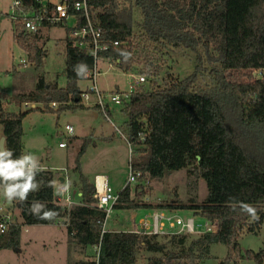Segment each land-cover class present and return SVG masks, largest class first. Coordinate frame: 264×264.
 Listing matches in <instances>:
<instances>
[{"label": "trees", "instance_id": "obj_1", "mask_svg": "<svg viewBox=\"0 0 264 264\" xmlns=\"http://www.w3.org/2000/svg\"><path fill=\"white\" fill-rule=\"evenodd\" d=\"M87 1L96 14L98 26L104 29L103 38L125 44L100 53V58L111 60L125 73L140 67L139 75L147 76L148 80L156 76L148 69L150 62L144 57L149 47L187 50L196 55L192 76L177 79L164 88L154 87L149 81L152 87H139L121 110L128 118L126 137L135 148L130 168L141 174L139 180L148 176L162 180L167 174L188 169L191 175L206 181V201L179 206L151 205L133 198L131 187L127 186L119 192L115 210H190L209 221H218L219 231L192 241L184 235L170 237L169 243L182 249L174 254L166 252L167 246L158 241L159 237L109 231L102 234L106 214L95 206L94 184L84 176L81 167L91 143L85 139L74 168V172L79 173L82 203L69 211L57 201L52 170L29 171L17 163L23 176L9 180L0 176V186L23 183L29 175L33 177L34 186L39 185L26 200H13L14 207L21 210L22 223H13L8 232L0 236V252L19 248L25 226L64 221L71 242L83 251L101 243L100 264H137L142 249L164 255L151 259L149 264H170L181 259L199 264L207 259L213 244L228 247L229 254L223 264L230 263L231 256L241 251L238 233L246 225L251 233L264 229V82H252L249 77L250 70L264 68V0ZM25 4L28 9L32 5L37 8L36 0H27ZM134 9L141 14L138 24ZM4 16L0 13V43ZM77 17L81 28L85 20L80 14ZM21 29V25H15L17 44L29 54L36 67H41L44 54L39 47L40 31L28 36L20 32ZM69 33L68 29L67 87H47L41 79L36 92L21 95L20 103L44 104L45 108L40 109L43 112H54L50 107L53 103L60 106L58 112L61 113L87 109L76 105L81 93L78 83L84 80L86 71L94 69L95 60L70 39ZM211 49L217 55L216 65L207 69L204 62H212ZM204 56L210 59L205 60ZM206 76L211 85L207 90H199L197 85ZM69 102L74 104L66 105ZM37 110L34 108L26 114L8 113L0 103V125L4 129L6 149L13 153L11 157L1 158L4 162L15 163L25 155L23 119ZM142 138L144 142L139 143ZM144 187L138 186L137 198H143ZM37 201L45 206L43 209L38 205V211L50 210L55 213L54 217L41 219L32 214L30 207ZM242 204L255 208L259 218L253 219ZM252 254L258 263L264 264V249ZM73 264L94 263L80 260Z\"/></svg>", "mask_w": 264, "mask_h": 264}, {"label": "rangeland", "instance_id": "obj_2", "mask_svg": "<svg viewBox=\"0 0 264 264\" xmlns=\"http://www.w3.org/2000/svg\"><path fill=\"white\" fill-rule=\"evenodd\" d=\"M10 3V0H0L1 12L5 15L1 23L0 103L8 113L26 114L34 108L39 109L27 114L23 119L25 155L36 158L24 162L23 165L27 166L28 163H32L52 170L55 173L56 198L58 197V177H68L74 195L80 191L79 173L74 172L76 159L84 140L89 139L91 140L90 146L81 160L84 176L91 183L94 182L96 175L107 176L113 191L121 192L130 172L129 145L125 140L128 118L122 113V108L113 106L109 120L102 113L91 108L67 110L61 113L58 112L59 105L56 108L50 105L54 112H43L40 109L45 108L44 104L29 103L26 107L25 103H20L19 100L21 95L36 92L41 79L47 87H67L66 38L69 27H74L76 23L75 19H69L68 28L46 27L40 30L39 47L44 58L42 66L36 67L29 54L16 42L18 31L15 32V23L7 15ZM134 15L136 24L140 23L141 14L137 9H134ZM210 54L213 57L212 62H204L207 69L216 65L217 55L213 49L210 50ZM144 57L150 62L148 69L156 75L152 80H148L146 76V87H152L150 86L152 81L154 87L164 88L177 79L189 78L196 69V55L187 50L149 47ZM204 57L205 60L210 59V57ZM98 71L100 76L97 82L102 93L127 92L130 85L134 83L130 74L123 72L114 62H99ZM139 71L140 67L132 73L139 74ZM90 84V80H82L78 83V87L84 91ZM209 85L211 82L206 76L197 87L199 90H207ZM67 126L74 128L73 135L67 133ZM3 133V126L0 125V141ZM61 143L66 144V148H60ZM36 168L42 167L36 166ZM139 185L145 186L142 199L136 197ZM130 187L133 198L139 202L148 201L151 205L179 206L188 205L192 201L202 204L208 197L206 181L191 175L188 169L167 174L162 180L151 179L148 176ZM13 205V200L8 201L0 194L1 213ZM133 213L134 211L130 210H114L106 223V231L126 232L130 230ZM140 213L144 215V211ZM178 214L182 217H195L198 225H204L207 222L206 218L190 210H178ZM12 218L14 223L18 221L15 214ZM57 223L63 222L58 221ZM199 231L202 232V230ZM189 237L190 241L200 238L198 236ZM237 237L241 251L234 253L228 264H257L258 260H255L252 253L256 254L264 249V229L251 233L246 225ZM169 240L170 237L158 238V241L167 246L168 254L179 253L182 249L171 245ZM228 254L227 246L213 244L209 247L207 259L198 263L223 264ZM94 257L93 248L88 247L83 251L71 242L65 227H58L54 224L35 225L22 228L19 248L0 252V264H73L80 260L92 261ZM162 257H164L163 254L142 249L138 254L137 264H149L151 259ZM170 264H192V261L181 259L174 260Z\"/></svg>", "mask_w": 264, "mask_h": 264}, {"label": "built area", "instance_id": "obj_3", "mask_svg": "<svg viewBox=\"0 0 264 264\" xmlns=\"http://www.w3.org/2000/svg\"><path fill=\"white\" fill-rule=\"evenodd\" d=\"M10 6L7 15L14 21L15 25L22 26V32L28 36L36 35L42 28L46 27H66L68 28V21L70 18H74L76 23L74 27H69L70 39L77 42L79 48L85 49L87 54L92 56L95 60V67L93 70L86 71L84 73V80H90L91 84L80 93V100L76 102V105L86 108H97L107 119L110 120L109 114L112 111V107L122 108L125 103L129 102L132 95L137 91L139 87L145 85L147 82L144 75L135 73H129L134 83L130 85L129 91L123 93H102L98 87V77L100 73L98 71V63L101 61L112 62L108 59L100 58L99 54L107 52L111 48H118L125 45L120 42H114L105 40L103 38L104 29L98 26L96 21V14L89 6L87 0H36L37 8L28 9L25 1L27 0H10ZM0 13L1 9H0ZM77 14H80L85 20V25L79 28V19ZM25 64V61H23ZM249 77L252 82H264V68L252 69L249 71ZM69 102L66 105H73ZM26 107L29 104H25ZM53 108H56L58 104H51ZM67 133L73 135L75 130L72 126H67ZM119 132V131H118ZM127 144L129 145L130 164L132 157L135 153L134 144L129 142L125 137ZM144 142L142 138L139 143ZM60 148H66V144L61 143ZM35 170L36 167L29 165L26 170ZM141 178L140 173H135L131 170L126 180V185L131 186L138 183ZM63 182L58 187V203L66 210H70L75 206L73 200V192L69 178L62 179ZM95 187V206L105 212L106 219L103 225L102 234L106 231V223L115 210V206L119 203L120 193L113 191L109 184V180L105 176H97L94 179ZM124 187V188H125ZM144 203L148 204V201ZM2 211V209H1ZM0 236L5 235L9 227L13 224L12 214L9 211H4L0 214ZM131 227L126 233L139 236V237H172V236H198L201 237L205 234H216L219 231L218 221L212 222L207 220L204 225H198L195 217H182L176 210H162L153 209L144 211V215H141L139 211H134L131 217ZM59 226L65 227L64 221H59ZM199 230H202L199 231ZM95 257L92 260L94 264H100L101 257V243L94 247ZM260 264V263H257Z\"/></svg>", "mask_w": 264, "mask_h": 264}, {"label": "clouds", "instance_id": "obj_4", "mask_svg": "<svg viewBox=\"0 0 264 264\" xmlns=\"http://www.w3.org/2000/svg\"><path fill=\"white\" fill-rule=\"evenodd\" d=\"M12 151L9 149H2L0 150V158L3 157H11ZM22 159L17 162H13L12 160H8L4 162L0 159V176H2L5 180L15 179L16 177L23 176L24 173L20 168H17V163L23 165L24 162H27L32 159H36L31 155H22ZM31 171V169L29 170ZM39 185L36 183L34 186L33 184V177L29 175L25 182L23 183H14V184H4L3 187H0V194H2L8 201H12L14 199H19L20 201H24L27 199V196L30 192L38 190ZM40 206L44 209V205L40 202H34L30 210L32 214L39 216L41 219H51L54 217L55 213L48 210L40 212L37 210V206ZM241 207L248 213L253 219H258V215L256 213V209L250 205L242 204ZM41 213H43L41 215Z\"/></svg>", "mask_w": 264, "mask_h": 264}, {"label": "crops", "instance_id": "obj_5", "mask_svg": "<svg viewBox=\"0 0 264 264\" xmlns=\"http://www.w3.org/2000/svg\"><path fill=\"white\" fill-rule=\"evenodd\" d=\"M0 57H1V50H0ZM97 116V115H96ZM4 137V135L1 137V139ZM62 149H64V148H62ZM32 164V163H31ZM31 164H27V166H29V165H31ZM27 166H25V165H23V168L24 169H26L25 167H27ZM32 166H41L42 167V169H45V170H49L47 167H45V166H42V165H33L32 164ZM97 176H99V175H96L95 177H97ZM105 177H107V176H105ZM63 178L62 177H58V182L61 184L62 182H63V180H62ZM58 183V185H57V188L59 187V184ZM0 187H3V186H0ZM81 196H82V194H81V192L79 191L78 193H75L74 195H73V200H74V202H75V205H79V204H81L82 203V200H81ZM7 211H9L11 214H12V216H13V214H15L16 216H17V219H18V221H16L15 223H19V224H21L22 223V219H21V210L20 209H18V208H16V207H14V205L11 207V208H9ZM2 211H1V208H0V214H2L1 213ZM4 212V211H3ZM18 212V213H17ZM139 212H141V211H139ZM19 219H20V221H19ZM13 223H14V221H13ZM54 225H56V226H58V227H61V226H59V224L58 223H56V224H54Z\"/></svg>", "mask_w": 264, "mask_h": 264}, {"label": "water", "instance_id": "obj_6", "mask_svg": "<svg viewBox=\"0 0 264 264\" xmlns=\"http://www.w3.org/2000/svg\"><path fill=\"white\" fill-rule=\"evenodd\" d=\"M2 149H6V138L5 137H3L0 141V150Z\"/></svg>", "mask_w": 264, "mask_h": 264}]
</instances>
